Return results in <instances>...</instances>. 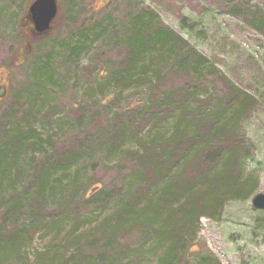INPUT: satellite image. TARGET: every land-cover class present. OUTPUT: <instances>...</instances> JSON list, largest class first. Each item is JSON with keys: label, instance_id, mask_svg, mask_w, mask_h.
<instances>
[{"label": "rangeland", "instance_id": "obj_1", "mask_svg": "<svg viewBox=\"0 0 264 264\" xmlns=\"http://www.w3.org/2000/svg\"><path fill=\"white\" fill-rule=\"evenodd\" d=\"M28 2L0 0V147L23 131L17 157L5 155L0 171V227L30 220L28 202L40 193L34 177L43 161L56 158L55 151L68 145L77 146L80 155L44 180L45 211H56L57 222L39 230L21 258L2 251V264H61L79 248L92 264H166L164 242L147 234L144 222L104 238L113 227L110 217L138 185V179L131 178L134 162L129 154L139 148L140 140L160 138L173 128L171 118L140 131V113L175 114L180 103L174 90L197 91L190 105L211 101L213 109L224 113L221 120L232 115L240 100L249 104L250 110L239 118L238 132L247 151L242 173L252 178L250 186L255 185L251 196L229 198L214 217L188 224L185 240L195 248L175 264H264V210L252 205L253 197L264 193V29L250 21L254 16L264 23V0H58L52 30L42 38H34L27 31L30 26L21 29ZM146 12H155L156 22L182 37L178 43L184 51L193 48L209 60L198 82L189 67L179 65V47L171 52L166 47L152 66L161 68L160 77L149 72L141 82L133 78L117 83L114 75L121 59L140 38L131 33V22ZM82 43L86 48L72 54ZM27 44L32 49L21 61L19 50ZM90 87L96 93L86 98ZM103 100L106 110L99 107ZM130 107L139 113L126 117L130 129L114 137L113 118ZM50 136L52 142L40 146L39 138ZM120 188L125 190L116 193ZM102 189L115 194L96 197ZM92 194L95 199L86 201ZM18 199H23L17 205L20 210L5 219L8 206ZM43 252L50 256L40 257Z\"/></svg>", "mask_w": 264, "mask_h": 264}, {"label": "trees", "instance_id": "obj_2", "mask_svg": "<svg viewBox=\"0 0 264 264\" xmlns=\"http://www.w3.org/2000/svg\"><path fill=\"white\" fill-rule=\"evenodd\" d=\"M156 18L155 12H146L135 16V20L131 22V33L140 38L136 41L133 39L135 44L126 50V55L121 59L115 72V80L118 84L133 78L135 82H141L144 78L147 79L149 72L160 77L161 68L153 69L152 66L157 63L159 57L165 55L166 47L171 48L170 52L172 48L179 47L178 55L181 60L179 65L183 69L189 67L191 74L197 76L198 82L209 60L193 48L184 51L185 47L178 43L183 40L182 37L162 22L158 20L156 22ZM252 18L250 20L252 26L263 31V21L254 16ZM19 35L20 33H17L14 38H18ZM88 38L89 35H85V42ZM186 47H190L188 43ZM85 48V43H82L74 46L71 52L73 54L77 51L79 55ZM152 49L154 52L159 49L162 52L155 54ZM45 65L48 66V62H45ZM97 78V82H100L101 79ZM95 93L96 90L90 87L84 95L89 98ZM174 93L180 103V107L175 109V114L164 117L159 114L160 110L153 113L148 111L144 115V111L140 113L143 119L140 131L150 123L158 124L164 119L171 118L174 122L173 128L169 134L160 135V138L152 135L146 141L140 140L139 148L129 154L134 162L131 178L138 179V185L127 193L125 202L113 217H110L111 221L114 220L113 227L111 231L106 232L104 238V240L112 238L118 229L143 224L139 221L144 222L145 232L153 233L164 242L166 264H175L177 259L185 256L187 250L195 248L194 244L190 245L191 242L185 240L184 230L188 224L192 226L198 224L202 216L214 217L221 212L227 199L247 198L254 192L255 186L251 185V187L252 178L244 177L242 173V160L247 151L242 146L243 137L238 132L239 118L243 112L250 110L249 104L240 100L232 115L221 120L224 113L220 108L213 109L211 101L203 100L197 106L190 105L197 91L174 90ZM226 96L230 99L229 103L233 102L229 95ZM246 96L252 100L250 95ZM164 102H168V98ZM99 107L106 110L104 100L99 102ZM139 110L137 107H130L120 113L121 117L113 118L114 137L124 129H130L131 122L126 123L125 119L131 118L130 115L135 112L139 113ZM209 111H211L210 116H207ZM22 136L23 131L15 132L10 137L9 143L0 147L4 152L0 151V171L5 166V155L15 154L14 157H17L18 150L23 144ZM39 141L40 146H43L44 143L52 142V136L49 139L40 137ZM6 150L8 153H5ZM55 153L56 158L51 155L36 168L35 185L40 193L36 192L35 197L28 202L30 220L23 225L11 224L0 227V264L3 263L2 251L21 258L23 248L37 232L49 223L52 227L53 223L57 222L56 211L50 213L45 211L47 185L44 180L52 177L56 169L71 166L78 160L80 153L75 145L62 146ZM123 191L120 188L116 193ZM111 192L114 191L102 189L98 191L96 197L108 198L115 194ZM93 199H95L94 194L86 201L90 202ZM22 203L23 199L12 202L4 218L12 217L20 210V206L17 205ZM89 248L92 249V246L89 245ZM49 256V252L40 253V257ZM89 257L85 249L79 248L77 254L64 259L61 264H92Z\"/></svg>", "mask_w": 264, "mask_h": 264}, {"label": "water", "instance_id": "obj_3", "mask_svg": "<svg viewBox=\"0 0 264 264\" xmlns=\"http://www.w3.org/2000/svg\"><path fill=\"white\" fill-rule=\"evenodd\" d=\"M58 8V0H33L29 5L24 19L27 17L33 21L36 38H42L50 34ZM28 53L27 50L26 54ZM252 205L254 209L264 210V193L255 195L252 199Z\"/></svg>", "mask_w": 264, "mask_h": 264}, {"label": "flooded vegetation", "instance_id": "obj_4", "mask_svg": "<svg viewBox=\"0 0 264 264\" xmlns=\"http://www.w3.org/2000/svg\"><path fill=\"white\" fill-rule=\"evenodd\" d=\"M30 2L33 1V0H29ZM26 26H30L31 27V30H27L26 29ZM23 27L29 32L31 33L33 36H35L34 34V23L32 20H29L27 17L23 20ZM23 36L26 37V35L23 33ZM36 38V36L34 37Z\"/></svg>", "mask_w": 264, "mask_h": 264}]
</instances>
